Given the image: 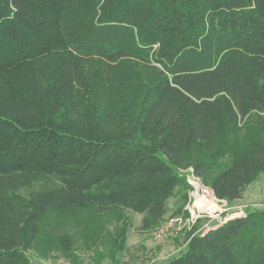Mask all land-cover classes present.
Returning a JSON list of instances; mask_svg holds the SVG:
<instances>
[{"label": "trees", "instance_id": "1", "mask_svg": "<svg viewBox=\"0 0 264 264\" xmlns=\"http://www.w3.org/2000/svg\"><path fill=\"white\" fill-rule=\"evenodd\" d=\"M189 168L230 203L264 173V0H0V190L59 180L0 195V264H31L49 212L158 228ZM214 222L163 264H264V205Z\"/></svg>", "mask_w": 264, "mask_h": 264}, {"label": "rangeland", "instance_id": "2", "mask_svg": "<svg viewBox=\"0 0 264 264\" xmlns=\"http://www.w3.org/2000/svg\"><path fill=\"white\" fill-rule=\"evenodd\" d=\"M241 127L243 136L236 140L232 150L220 160L223 165L232 158L233 153L242 151L245 138L254 136L257 131L255 121L248 124L242 122ZM217 170L212 169V173ZM183 173L190 187L188 196L184 198L179 194L169 199L163 223L170 217L180 216V220L165 239L156 238L157 227L145 229L142 223L144 214L129 208L100 212L94 208L77 207L49 212L42 221V236L46 238L39 237L27 252L31 264H163L185 249L190 232H200L214 221L217 223L249 206H255L240 199L231 203L217 199L210 185L195 175L192 168ZM58 183L55 177L40 179L17 190H0V195L29 197L35 191ZM261 183L264 184V173L258 175L253 185ZM208 202H211L210 209L203 210ZM263 205L264 200L256 204ZM191 206L195 207L194 216L188 210ZM123 226L127 227V235L124 247L119 248L115 237ZM60 235H69L71 238L72 245L68 254L56 240V236Z\"/></svg>", "mask_w": 264, "mask_h": 264}, {"label": "built area", "instance_id": "3", "mask_svg": "<svg viewBox=\"0 0 264 264\" xmlns=\"http://www.w3.org/2000/svg\"><path fill=\"white\" fill-rule=\"evenodd\" d=\"M190 169V168H189ZM195 174V173H194ZM196 175V174H195ZM212 188V187H211ZM208 192H210V191H208ZM212 192L214 193V197H216L217 199H220V200H225V199H221V198H219L216 194H215V192H214V190H213V188H212ZM199 195V194H198ZM226 201V200H225ZM206 204H210V207H211V202L209 203H206ZM205 204V205H206ZM204 205V206H205ZM203 206V207H204ZM210 207H209V209H210ZM203 210L204 209H206L205 207L204 208H202ZM188 210L190 211V214H192L193 216H194V214H195V207L194 206H191V207H189L188 208ZM189 214V215H190ZM180 216H177V217H170L169 219H167V221H165L164 223L162 222L159 226H158V228H157V231H156V238L157 239H159V240H163V239H165L170 233H172V231H173V229L175 228V226H176V224L178 223V221L180 220V218H179ZM226 219V217L223 219V220H225ZM222 220H220V221H218V222H221ZM217 222V221H216Z\"/></svg>", "mask_w": 264, "mask_h": 264}, {"label": "crops", "instance_id": "4", "mask_svg": "<svg viewBox=\"0 0 264 264\" xmlns=\"http://www.w3.org/2000/svg\"><path fill=\"white\" fill-rule=\"evenodd\" d=\"M254 181L248 185L247 189L243 193V197L240 198L241 201L249 202L248 204L255 205L264 200V184L261 183L254 186ZM239 200V199H238ZM239 200V201H240ZM256 202V203H253Z\"/></svg>", "mask_w": 264, "mask_h": 264}, {"label": "bare ground", "instance_id": "5", "mask_svg": "<svg viewBox=\"0 0 264 264\" xmlns=\"http://www.w3.org/2000/svg\"><path fill=\"white\" fill-rule=\"evenodd\" d=\"M204 207H205L206 209H209L210 204H206Z\"/></svg>", "mask_w": 264, "mask_h": 264}]
</instances>
